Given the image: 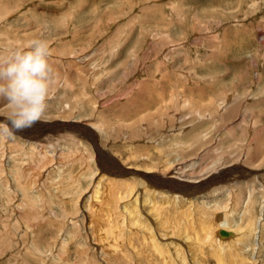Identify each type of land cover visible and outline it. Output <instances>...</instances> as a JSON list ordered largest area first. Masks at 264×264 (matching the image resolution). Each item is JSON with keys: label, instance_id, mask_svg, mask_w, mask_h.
<instances>
[{"label": "rangeland", "instance_id": "374dc122", "mask_svg": "<svg viewBox=\"0 0 264 264\" xmlns=\"http://www.w3.org/2000/svg\"><path fill=\"white\" fill-rule=\"evenodd\" d=\"M37 38L49 43L48 62L55 80L42 123L15 133L11 139L0 140V264H165L161 256L150 252L136 257L137 243H142L137 239L130 240L134 250L124 245L117 248L118 256L113 257L112 248L103 245V240L91 232L90 222L94 220L85 199L92 193L97 180L109 175L106 171H110V167H103L107 157L102 153L115 159L125 158L127 154L122 143L117 141L120 137L116 138L120 135V122L134 121L135 127L140 125L135 129L145 134V138L143 135L135 138L143 140L141 144L147 141V149L138 148V155L150 152L160 164L168 157L172 165L184 161L180 164L189 167L186 172L192 179L208 172L209 178L224 171L228 173L229 167L243 163L256 174L254 168H259L260 173L251 176L237 170L231 177L233 184L230 179L228 181L232 185L228 186L225 178L215 186L209 185L204 190L210 195L204 198L201 192L195 193L194 204L206 210L205 213H211L217 210L215 202L228 198L224 191L235 186L236 190L240 188L234 191L238 199L232 196L233 200L228 202L230 209L224 206L229 212L231 226L242 228L247 224L250 217L242 214L248 207L255 218L264 216V0H0V55L16 47L23 48ZM167 100L171 102L165 103ZM220 101L222 106L219 107ZM180 102H186L185 108ZM166 105L168 109L164 108ZM190 106L209 110L215 118L205 119L207 115L189 112ZM157 107L168 117L175 112L185 115L161 121L162 118L155 116ZM217 108L222 112L215 113ZM6 112V102L0 100V123L6 122ZM153 116L157 122L149 121ZM60 119L67 124L55 125ZM84 121L100 127L112 124L109 130L114 136L106 144L119 152H114V156L105 145L97 153L88 135H84L83 127L78 132L69 125ZM186 122L196 124V129H191V123ZM174 125L175 131L182 126L184 133L172 132ZM95 131L98 136L95 141L99 143L103 139L99 135L105 130L96 128ZM198 132L201 144L194 145L191 140ZM180 141L187 142L186 148ZM90 149L94 150L95 158L88 161ZM126 150L130 152L129 147ZM135 157L136 152L130 156ZM118 173L121 174H115ZM230 176L232 174L225 175L226 178ZM257 176L260 178L252 181ZM108 180L103 178L102 182ZM252 182L256 189L254 187L249 193ZM199 183H183V186ZM192 187L190 190L196 189ZM71 196L75 206L74 201L69 202ZM57 197L64 198L65 209ZM119 204L121 209L122 203ZM183 213L176 215L181 217ZM192 217L195 218L191 215L190 220H194ZM201 218L196 217L195 223ZM160 221V237L172 238L167 236L172 232L168 229L169 221L168 225ZM191 235L189 244L184 240L181 242L184 247L179 245L181 254L176 253L174 244L171 246L176 263L183 264L181 258L185 257V264H195L194 257L200 264H218L217 256L214 257V253H219L216 248L201 244V241L197 244L196 236L193 232ZM241 245L249 246L243 252L246 260L240 263L252 264L253 260L264 264V225L256 237L245 234ZM152 256L153 260L149 261Z\"/></svg>", "mask_w": 264, "mask_h": 264}, {"label": "bare ground", "instance_id": "6f19581e", "mask_svg": "<svg viewBox=\"0 0 264 264\" xmlns=\"http://www.w3.org/2000/svg\"><path fill=\"white\" fill-rule=\"evenodd\" d=\"M146 38V37H145ZM171 44V42H170ZM156 45V44H155ZM169 91V90H168ZM164 93V92H163ZM158 94V93H157ZM172 94V93H171ZM174 94V93H173ZM146 95V94H145ZM162 95V94H161ZM160 95V96H161ZM168 95V94H167ZM172 97V96H171ZM164 98V97H163ZM170 98V97H169ZM178 98V97H177ZM166 99V98H165ZM164 99V100H165ZM168 99V98H167ZM172 99V98H170ZM181 99V98H180ZM179 99V100H180ZM190 99V98H189ZM160 101H163L161 99H159ZM174 100V99H173ZM176 100V99H175ZM174 100V101H175ZM222 100V99H221ZM173 101V102H174ZM177 101V100H176ZM182 101V99H181ZM171 102V100H167L165 103ZM186 102L188 103V99H186ZM181 103V105H183V107L185 106V103ZM233 102V101H232ZM179 103V101L177 102ZM158 104V103H157ZM214 104V103H213ZM169 105V104H168ZM168 105H166L164 108H166ZM190 105V104H188ZM159 106V105H157ZM161 106V105H160ZM164 106V105H163ZM172 106V105H171ZM176 106V105H175ZM200 106V105H199ZM210 106V105H209ZM218 106H222L221 101L218 102ZM174 107V106H172ZM188 107V106H187ZM185 108V107H184ZM198 106H190L189 112H195L198 115H207L208 117L205 119H213L215 118V114L210 113L209 110L205 109H198ZM202 108V107H201ZM168 109V108H166ZM179 109V108H175ZM216 109V107H215ZM223 109H224V105H223ZM172 110V109H171ZM219 110V108H217V110H215V113H217V111ZM165 111V110H164ZM178 111V110H177ZM183 111V110H181ZM185 111V110H184ZM187 111V110H186ZM232 111V110H231ZM166 113L168 112V110L165 111ZM222 112V109L221 111ZM218 111V113H220ZM187 113V112H186ZM128 114V113H127ZM170 114V113H169ZM168 114V115H169ZM183 112H180V115H178V113H171V117L169 115V117L167 116V114L165 115L162 111V108L157 107V113H155V116L158 115V118H162L159 119L161 121H167L168 118L171 119H179L180 116H183ZM185 115V114H184ZM214 116V117H213ZM222 116V115H220ZM219 116V119L221 120V117ZM177 117V118H176ZM156 118V119H158ZM227 118V117H226ZM203 119V118H202ZM201 119V120H202ZM223 119V118H222ZM44 120V119H43ZM42 120V121H43ZM174 120V121H175ZM217 120V119H216ZM214 120V122L216 123L217 121ZM46 121V120H45ZM75 121V120H74ZM72 121V122H74ZM97 121V120H96ZM125 121V120H124ZM149 121H154L157 122L156 120H154V116L149 119ZM251 121V120H250ZM66 122L65 120H57V122H55V125L57 126H62L63 124H67L64 123ZM142 122H144V120H142ZM170 122V121H169ZM168 122V123H169ZM173 122V121H172ZM171 122V124H173ZM179 122H181L179 120ZM42 123V122H41ZM70 123V122H69ZM120 135L117 136L116 138L117 141L119 140V143H122L123 147L125 148L124 152L127 153L126 157H122L124 156V154H122V158H112L108 153H102L104 154L105 157H107V160L103 161V167L105 166H109V170L110 171H106L109 175H107V173L102 175H107V176H101V178L99 180H97L96 182V186L94 187L93 191L91 194H89L86 197V207L87 210L90 212V214H92L93 220L94 222H90L91 223V232L95 233V237H97L100 240H103V245L107 246V247H111L112 248V256L116 257L118 256L117 253V248L118 247H123L124 245H128L130 246L132 249V241L133 239H137L139 241H142V243H137V247H136V251L135 252V256L136 257H143V255L145 253H152L154 255H159L164 259L165 264H177L175 257H173V254L171 252V246H175V251L178 254L180 253L179 250V245H181L182 241L185 242L184 240H186L187 244L190 243V239H192V235L191 233L193 232V234L196 236L195 240L197 241V244L199 241H201V244H206L211 246V248H216V250L219 252L217 253V255H215L214 253V257L217 260L218 264H227V262H233L232 264H238V261L240 263V260L245 259V257H243V252L244 249H247V247L249 246H245V245H241L244 243V237L245 234L247 236H251L252 234L254 235V237L258 236L259 234V230L262 229L263 225H264V216L261 214L260 216L256 217L251 213L250 208L248 207L247 209H244L243 211V216H249L250 220L247 221V224L240 228V225H236L238 227H232L231 226V222H229V212L224 209V206H229L228 202L230 200V202L233 200L234 197H237V195H234V191L236 190L235 186L230 187L229 190H225V194L228 196V198L226 199V201L224 202H215V206L214 208L217 210H212L211 213L209 212H204L206 210H204L203 208H201V206H197L196 204H194L196 195L195 193H200L202 195H204L203 197L206 198L207 195H210L208 193H206V191L204 190L206 187H209V185H216V182L219 181L220 179L222 180V178L224 179V182H228L229 179L231 180V177H233V173H235L237 170H241V172L247 174V175H257L259 168H254V172L257 171L256 173L251 172V168L244 166V161L242 162L243 164L240 166L238 165V167H229L228 173L227 171L223 172L222 174H214L213 177L209 178L210 172H208L206 175H208L207 177H205L206 175H198L197 178L192 179L190 177H188V173L186 171H188V169L186 168L187 165L185 167H183L180 163L184 162V161H178L175 165H172V160L171 158H165L163 156L164 162L162 161L161 164L157 163L155 161V157L152 153L150 152H144L142 154L138 155V148L140 149H147V147L145 146V143L147 141H145V143H140V142H144L143 140H135L136 137H140V135L142 136V132L139 133V130H136V127H139L140 125L136 126L133 125L134 121H126V124H124L123 122H120ZM153 123V122H151ZM150 123V124H151ZM163 123V122H162ZM183 123V121H182ZM186 123H191L189 125V127L196 129V126L192 123V122H186ZM185 123V124H186ZM195 123V122H194ZM104 124V123H103ZM139 124H141V122H139ZM147 124V123H146ZM161 123H159L160 125ZM166 123H164L165 125ZM170 124V125H171ZM180 124V123H179ZM184 124V123H183ZM72 128H74V130L78 131L79 128H82L85 130V134L88 135L87 138H89L88 140H91L92 145L94 146V149L96 150L97 153L100 152V148L104 147L107 141H109V143L112 141V134L114 132H110V127L111 125H103L102 127H100L99 124H95V123H90V122H75L72 124H69ZM64 126V125H63ZM62 126V127H63ZM97 126V127H96ZM156 126V125H155ZM154 126V127H155ZM185 126V125H184ZM202 126V124H201ZM215 126V125H213ZM69 127V126H68ZM113 127V126H112ZM119 127V126H118ZM146 127V125L144 126ZM159 127H163V126H159ZM173 128H171L172 132L174 130V127H176L175 125L172 126ZM35 128V127H34ZM37 128V127H36ZM98 130H105V132L101 135H99L101 138L103 139H98L99 143H97L95 141L96 138H98L97 136V132L95 131V129ZM122 128V130H121ZM147 128V127H146ZM152 128V127H151ZM164 128V127H163ZM166 128V127H165ZM178 128V127H177ZM182 126L177 129L175 132L176 133H184L182 132ZM29 129V128H28ZM51 130V128H49ZM62 129V128H60ZM114 128H112L113 130ZM141 129V128H140ZM155 129V128H154ZM160 129V128H158ZM184 129V128H183ZM190 129V128H189ZM193 129V130H194ZM217 129V127H216ZM40 130V129H39ZM161 130V129H160ZM170 130V131H171ZM185 130V129H184ZM32 131V130H31ZM47 131V130H46ZM59 131V130H58ZM61 131V130H60ZM75 131V132H76ZM142 131V130H141ZM148 131V130H147ZM157 131V130H156ZM190 131V130H188ZM192 131V130H191ZM220 131V130H219ZM35 132V131H34ZM64 132V131H63ZM70 132V131H69ZM79 132V131H78ZM117 132V131H116ZM115 132V133H116ZM155 132V131H154ZM174 132V133H175ZM245 132V131H243ZM242 132V133H243ZM36 133V132H35ZM61 132H59L60 134ZM90 133V135H89ZM153 133V132H152ZM166 133V132H165ZM171 133V132H170ZM186 133V132H185ZM204 133V132H202ZM206 133V131H205ZM52 134V133H51ZM66 134V133H65ZM65 134H61V135H65ZM71 134V133H70ZM81 134V133H80ZM198 132V136H195L193 140H191L192 144H201L200 140L202 138H200L201 136H199ZM46 135V133H45ZM50 135V134H48ZM53 135V134H52ZM50 135V136H52ZM57 135V134H55ZM76 134H73V136ZM117 135V134H115ZM123 135H125V137H123ZM145 135V134H144ZM143 135V137H144ZM203 135V134H202ZM208 135V134H207ZM212 135V134H211ZM77 136V135H76ZM90 136V137H89ZM130 136V138H129ZM159 136V135H158ZM213 136V135H212ZM54 137V136H52ZM80 137V136H79ZM82 137V135H81ZM142 137V139H143ZM257 138V136H255ZM115 138V139H116ZM145 138V137H144ZM171 138V137H170ZM207 138V136H206ZM259 138V136H258ZM49 139V138H48ZM55 139V138H54ZM82 139V138H81ZM115 139L113 141H115ZM140 139V138H139ZM41 140V139H40ZM39 140V141H40ZM53 140V139H52ZM72 140V139H71ZM103 140V141H101ZM146 140V139H145ZM159 140L163 141L161 138H159ZM158 140V142H159ZM173 140V139H172ZM254 140V139H253ZM262 140V139H261ZM3 141V140H2ZM260 141V140H259ZM264 141V140H262ZM46 142V140H45ZM48 142V141H47ZM50 142V141H49ZM53 142V141H52ZM181 142V146L184 148H186L187 146V142ZM255 142V141H254ZM1 143V142H0ZM4 143V142H2ZM38 143V142H37ZM60 143V142H59ZM79 143V142H78ZM81 143V142H80ZM79 143V144H80ZM149 143V142H148ZM172 143V142H171ZM170 143V144H171ZM7 144V143H6ZM10 144V143H9ZM39 144V143H38ZM41 144V143H40ZM54 144V143H53ZM115 146V143H112ZM161 144V143H159ZM164 144V143H163ZM179 144V143H178ZM258 144V143H257ZM52 145V144H51ZM118 145V144H117ZM189 145V144H188ZM57 146V145H56ZM59 146V145H58ZM112 146V145H111ZM121 146V145H119ZM148 146V145H147ZM153 146V145H152ZM173 146V145H171ZM179 146V145H178ZM191 145L188 146V148ZM45 147V146H44ZM76 147V146H75ZM86 147V146H85ZM83 147V148H85ZM130 149V152H127L126 149ZM150 147V146H149ZM166 147V145H165ZM194 147V146H193ZM192 147V148H193ZM70 148V147H69ZM108 151H111L112 154H114V156L116 155L114 152L118 151V149H114L113 147H110L109 144L107 145ZM119 148V147H118ZM172 148V147H171ZM191 148V149H192ZM200 148V147H199ZM256 148V147H255ZM260 148V147H259ZM106 149V147H105ZM120 149V148H119ZM122 149V148H121ZM175 149V148H174ZM195 149V148H194ZM216 149V148H215ZM222 149V148H221ZM252 149V148H251ZM63 150V149H62ZM190 150V149H189ZM260 150V149H259ZM180 151V150H178ZM177 151V152H178ZM201 151V148H200ZM240 151V150H239ZM263 151V150H262ZM104 152V151H103ZM122 152V151H121ZM136 152V157L135 159L130 158V156L132 154H134ZM143 152V151H142ZM161 152V150H160ZM170 152V151H169ZM183 152V151H182ZM192 152V151H191ZM194 152V151H193ZM247 152V151H246ZM66 153V152H65ZM90 155L88 154L87 158L88 161H90L92 158H95V153L93 149L89 150ZM154 153V152H153ZM159 153V152H158ZM166 153V152H165ZM171 153V152H170ZM179 153V152H178ZM177 153V154H178ZM249 153V152H248ZM258 154V152H256ZM22 154V153H21ZM25 154V153H23ZM54 154V153H53ZM60 154V153H59ZM164 154V153H162ZM168 154V153H167ZM166 154V155H167ZM191 154V153H188ZM193 154V153H192ZM247 154V153H246ZM35 155V154H34ZM76 155V154H75ZM100 155V154H99ZM121 155V154H120ZM155 155H157L155 153ZM165 155V154H164ZM170 155V154H169ZM240 155V154H239ZM238 155V156H239ZM29 156V155H28ZM43 156V155H42ZM91 156V157H90ZM113 156V155H112ZM162 156V155H161ZM180 156V155H179ZM250 156V155H249ZM190 157V156H189ZM194 157V156H193ZM247 157V156H246ZM64 158V157H63ZM83 158V157H82ZM158 158V157H157ZM37 159V158H36ZM53 159V158H52ZM162 159L161 158H158ZM243 159V158H242ZM253 159V158H252ZM49 160V159H48ZM111 160V161H110ZM68 161V160H67ZM53 162V160H52ZM69 162V161H68ZM174 162V161H173ZM176 162V161H175ZM212 162V161H211ZM219 162V161H218ZM250 162V161H249ZM23 163V162H22ZM25 163V160H24ZM40 163V162H39ZM87 163V160H86ZM102 163V160L101 162ZM112 163L114 165H112ZM205 163V162H204ZM229 163V162H228ZM257 163V162H256ZM26 164V163H25ZM99 164V163H98ZM185 164V163H184ZM213 164V163H212ZM235 164V163H234ZM249 164V163H248ZM252 164V163H251ZM254 164V163H253ZM64 165V164H63ZM102 165V164H101ZM191 165V164H190ZM257 165V164H255ZM55 166V165H54ZM174 166V167H173ZM219 166V165H218ZM60 167V166H59ZM99 167V166H98ZM206 167V166H205ZM204 167V168H205ZM208 167V166H207ZM44 168V167H43ZM202 168V166H201ZM210 168V167H209ZM37 169V168H36ZM63 169V168H62ZM225 169V168H224ZM262 169V168H261ZM50 170V169H49ZM53 170V169H52ZM81 170V169H80ZM104 170V169H103ZM190 170V169H189ZM203 170V168H202ZM206 170V169H205ZM218 170V169H217ZM244 170H247L244 171ZM253 170V169H252ZM101 171V170H100ZM223 171V170H222ZM50 172V171H49ZM59 172V171H58ZM62 172V171H60ZM104 172V171H103ZM117 172H120L121 174H115ZM162 173V175H157V173ZM194 172V171H192ZM212 172V171H211ZM219 172V171H218ZM263 172V171H262ZM115 174L116 176H112V174ZM200 173V171H199ZM215 173V171H214ZM217 173V172H216ZM227 173V174H225ZM243 173L242 176H243ZM28 174V173H27ZM101 174V173H99ZM193 174V173H192ZM191 174V175H192ZM228 174H232V176H230L229 178H226L225 175ZM20 175V174H19ZM65 175V173H64ZM183 175L185 176V178H183ZM238 175V174H237ZM261 175V174H260ZM76 176V175H75ZM78 176V175H77ZM193 176V175H192ZM239 176V175H238ZM241 176V175H240ZM239 176V177H240ZM246 176V175H245ZM107 177V178H106ZM244 177V176H243ZM249 177V176H248ZM247 177V178H248ZM253 177V176H252ZM78 178V177H76ZM109 179L106 182H102V179ZM241 178V177H240ZM260 177H254L252 179V181L257 180ZM186 179V180H185ZM207 179V180H206ZM233 179V178H232ZM236 179V178H235ZM239 179V178H238ZM244 179V178H243ZM12 180V179H11ZM185 180V181H183ZM204 180V181H202ZM251 180V179H250ZM199 181V185H189V187L194 186L196 189H192L190 190L189 187L187 186H183V183L189 184L191 182H196ZM235 181V180H234ZM241 181V180H240ZM74 182V180H73ZM232 184L233 181L231 180ZM231 182H228L227 185ZM237 182V181H235ZM234 182V183H235ZM59 183V181H58ZM79 183V182H78ZM76 183V184H78ZM215 183V184H214ZM239 183V182H238ZM261 183V182H260ZM27 184V183H26ZM65 184V183H64ZM67 184V183H66ZM94 184V183H93ZM196 184V183H195ZM219 184V183H218ZM229 184V185H230ZM231 184V185H232ZM63 185V184H62ZM220 185V184H219ZM218 185V186H219ZM222 185V184H221ZM228 185V186H229ZM249 185V184H248ZM263 185V184H262ZM65 186V185H64ZM67 186V185H66ZM72 186V185H71ZM181 186V187H180ZM212 186V187H213ZM223 186H226L225 184ZM220 186V187H223ZM247 186V185H246ZM22 187V186H21ZM68 187V186H67ZM239 187V186H238ZM237 187V188H238ZM254 183H251V186L248 187L249 193L252 192V190H254ZM38 188V187H37ZM60 188V187H58ZM65 188V187H64ZM193 188V187H192ZM63 189V188H62ZM208 189V188H207ZM214 189V188H212ZM233 189V191H231ZM240 189V188H239ZM239 189H237L239 191ZM256 189V187H255ZM65 190H67L65 188ZM215 190H218V188L216 187ZM236 190V191H237ZM64 191V190H63ZM214 191V190H213ZM8 192V191H7ZM57 192V191H56ZM58 192L60 193V191L58 190ZM223 192V191H222ZM244 192V191H243ZM214 193V192H213ZM233 193V195H232ZM237 193V192H236ZM242 193V192H241ZM248 193V195H249ZM26 195V193H24ZM51 194V193H50ZM207 194V195H206ZM239 194V193H238ZM60 195V194H59ZM64 194H62L63 196ZM198 195V194H197ZM39 196V195H38ZM73 196V195H72ZM69 197V202H73L74 199L73 197ZM201 196V195H200ZM234 196V197H232ZM247 196V195H246ZM245 196V197H246ZM53 197H56L53 195ZM244 197V196H243ZM251 197V196H250ZM27 198V197H26ZM35 198V197H34ZM58 198V203H62L61 205H63L64 208V203L65 200L64 198ZM203 198V199H204ZM248 198V197H247ZM264 197H262L263 199ZM29 199V198H28ZM48 199V198H47ZM78 199V198H77ZM232 199V200H231ZM238 199V197H237ZM49 200V199H48ZM246 200V199H245ZM10 201V200H9ZM26 201V200H23ZM33 201V200H32ZM235 201V200H234ZM30 202V201H29ZM46 202V201H45ZM67 202V201H66ZM75 202V201H74ZM119 202H121V209L120 208V204ZM206 202V201H205ZM25 203V202H24ZM53 203V202H52ZM203 203V202H201ZM47 204V202H46ZM235 204V203H234ZM26 205V204H25ZM34 205V204H33ZM41 205V204H40ZM76 205V202L73 203V206ZM203 205V204H202ZM236 205V204H235ZM264 205V203H263ZM28 206V205H27ZM117 207V210L114 209V207ZM207 206V205H206ZM247 206V205H246ZM252 206V205H251ZM40 207V206H39ZM62 207V206H61ZM30 208V207H29ZM95 208H98V213H95ZM226 208V207H225ZM32 209V207H31ZM38 209V208H37ZM45 209V208H44ZM65 209V208H64ZM208 209V208H207ZM230 209V206L229 208ZM42 210V208H41ZM232 210H234L232 208ZM242 211V210H241ZM261 211V210H260ZM22 212V211H21ZM50 212V211H49ZM65 212V211H64ZM183 213L181 214L182 218L180 216H177L176 213ZM263 212V211H262ZM51 213V212H50ZM67 213V212H66ZM233 213V212H232ZM247 213V214H246ZM260 213V212H259ZM264 213V212H263ZM27 214V213H26ZM55 214V213H54ZM89 214V215H90ZM235 214V213H233ZM28 215V214H27ZM52 215V214H51ZM184 215V216H183ZM195 216V218L197 217H202L199 223H195L197 219L194 220H190L189 216ZM197 215V216H196ZM240 215V214H239ZM75 216V215H74ZM51 217V216H50ZM91 217V218H92ZM53 218V217H52ZM162 218V219H161ZM240 218H244V217H240ZM42 219V218H41ZM59 219V217H58ZM255 219V221H254ZM161 220V224L164 225H168L167 220L169 221V230H172V232L169 234L167 233V236L171 235L173 236L172 238H163L160 237L159 235V229H158V221ZM244 220V219H243ZM39 221V220H37ZM41 221V220H40ZM48 221V220H47ZM55 221V219H54ZM43 222V221H42ZM50 222V221H49ZM48 222V223H49ZM59 221H57L56 223H58ZM234 222V221H233ZM32 223V222H31ZM6 224V223H5ZM9 224V223H8ZM37 224V223H36ZM35 224V225H36ZM38 224H40L38 222ZM235 224V223H234ZM238 224V223H237ZM41 225V224H40ZM5 227V226H4ZM7 231L10 232V228L8 226H6ZM38 227V225H37ZM219 229H225L226 231H228L230 233V235L224 237V236H220L218 234ZM188 230H192L191 233ZM193 235V236H194ZM121 237V238H120ZM130 238V239H129ZM257 239V238H256ZM97 242V241H96ZM95 243V242H94ZM183 245V244H182ZM101 246V245H100ZM200 246V245H198ZM253 246V245H252ZM184 247V245H183ZM190 248V247H187ZM202 248V247H201ZM210 248V247H209ZM251 248V246H250ZM108 249V248H106ZM184 249V248H183ZM192 249V248H191ZM221 249L222 252L219 250ZM134 250V249H133ZM211 250V249H210ZM255 250V249H254ZM196 251V250H195ZM199 251V250H198ZM203 251V250H202ZM227 251V252H226ZM253 251V248H252ZM193 252V251H192ZM212 252V251H211ZM215 252V251H214ZM186 253V252H185ZM212 254V253H211ZM186 255V254H185ZM188 255V253H187ZM107 256V255H106ZM189 256V255H188ZM197 256V255H196ZM61 258V257H60ZM153 256L150 258L149 261L153 260ZM158 258V257H157ZM67 259V258H66ZM182 259V263L185 264L183 262V260L185 261V257L181 258ZM192 259L194 260L195 264L199 263L198 258H194L192 257ZM225 259V260H224ZM61 260V259H60ZM159 260V259H158ZM236 260H238L236 262ZM246 260V259H245ZM159 263H161L160 261H158ZM59 263V262H58ZM157 263V261H156ZM252 264H258L255 263V261H251ZM21 264V263H20ZM151 264V263H150ZM153 264V262H152ZM200 264V263H199ZM242 264V263H240ZM247 264V263H246Z\"/></svg>", "mask_w": 264, "mask_h": 264}, {"label": "clouds", "instance_id": "9594fccd", "mask_svg": "<svg viewBox=\"0 0 264 264\" xmlns=\"http://www.w3.org/2000/svg\"><path fill=\"white\" fill-rule=\"evenodd\" d=\"M50 54L48 41L37 38L0 55V100L7 107L6 122L0 123V140L11 139L43 120L55 80Z\"/></svg>", "mask_w": 264, "mask_h": 264}, {"label": "water", "instance_id": "95a60500", "mask_svg": "<svg viewBox=\"0 0 264 264\" xmlns=\"http://www.w3.org/2000/svg\"><path fill=\"white\" fill-rule=\"evenodd\" d=\"M218 234L220 236H224V237L230 235V233L228 231H226L225 229H219Z\"/></svg>", "mask_w": 264, "mask_h": 264}]
</instances>
